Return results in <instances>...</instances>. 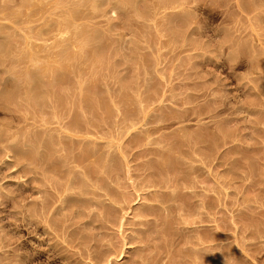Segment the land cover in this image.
I'll return each mask as SVG.
<instances>
[{
    "label": "rangeland",
    "instance_id": "obj_1",
    "mask_svg": "<svg viewBox=\"0 0 264 264\" xmlns=\"http://www.w3.org/2000/svg\"><path fill=\"white\" fill-rule=\"evenodd\" d=\"M28 1L0 0V264H264V0ZM50 23L72 46L49 48ZM59 54L77 55L75 71ZM62 63L52 89L62 84L76 103L68 113L23 81L49 65L48 84ZM160 161L179 163V178L167 174L182 181L152 187L167 175L156 176ZM67 182L69 200H59L53 187Z\"/></svg>",
    "mask_w": 264,
    "mask_h": 264
},
{
    "label": "bare ground",
    "instance_id": "obj_2",
    "mask_svg": "<svg viewBox=\"0 0 264 264\" xmlns=\"http://www.w3.org/2000/svg\"><path fill=\"white\" fill-rule=\"evenodd\" d=\"M27 1H28V0H27ZM29 1H30V0H29ZM29 1H28V2H29ZM44 1H46V0H44ZM50 1H51V0H50ZM56 1H57V0H56ZM118 1H119V6H120V5H121L120 2H121L122 0H118ZM127 1H128V0H127ZM135 1H136V0H135ZM158 1H159V0H158ZM158 1H157V2H158ZM163 1H164V0H163ZM167 1H168V0H167ZM23 2H25V1H23ZM35 2L37 3L38 1H35ZM48 2H49V1H48ZM58 2H59V1H58ZM85 2H86V1H85ZM116 2H117V0H116ZM116 2H114V3L116 4ZM129 2H130V1H129ZM132 2H133V1H132ZM151 2H152V1H151ZM20 3H21V2H20ZM30 3H31V2H30ZM125 3H126V1H125ZM125 3H124V4H125ZM140 3H141V2H140ZM158 3H159V2H158ZM160 3H161V2H160ZM170 3H171V1H170ZM31 4H34V6H35V3H31ZM40 4H42V2L39 1V5H40ZM78 4H79V3H78ZM91 4H92V3H91ZM94 4H95V6H96V4H97V8H99V7H98V6H100V3H99V2L96 1ZM151 4H152V3H151ZM181 4H182V3H181ZM23 5H25V4H23ZM44 5H45V4H44ZM44 5H43V6H44ZM48 5H50V4H48ZM54 5H55V4H54ZM54 5H53V6H54ZM73 5H74V4H73ZM169 5H170V4H169ZM14 6H15V5H14ZM16 6H18V5H16ZM29 6H30V5H29ZM34 6L32 5V7H33L32 10L34 9ZM45 6H46V5H45ZM55 6H56V5H55ZM76 6H78V5H76ZM80 6H81V5H80ZM80 6H78V8H79ZM122 6H123V1H122ZM187 6H189V5H187ZM190 6H191V5H190ZM7 7H8V6H7ZM25 7H26V6H25ZM35 7H36V6H35ZM49 7H50V6H49ZM56 7H57V6H56ZM60 7H61V6H60ZM88 7H89V6H88ZM107 7H108V6H107ZM133 7H135V6H133ZM10 8L12 9L13 7H10ZM20 8H21V6H20ZM54 8H55V7H54ZM81 8H83V7H81ZM89 8H90V7H89ZM93 8H94V7H93ZM174 8H175V7H174ZM241 8H242V7H241ZM27 9H28V8H27ZM35 9H36V11H37V10L40 11L39 8H38V9L35 8ZM35 9H34V10H35ZM58 9H59V8H58ZM63 9H64V8H63ZM71 9H72V8H71ZM84 9H86V8H84ZM95 9H96V7H95ZM100 9H101V8H100ZM130 9H131V8H130ZM188 9H189V8H188ZM20 10H21V9H20ZM28 10H29V9H28ZM32 10L30 9V12L27 11L28 13H30V15H27V16H29V17L31 16V17H32V14H31ZM34 10H33V13L35 14ZM73 10H74V9H73ZM78 10H79V9H78ZM80 10H81V9H80ZM105 10H106V9H105ZM68 11H69L68 13H70L72 10H71V11L68 10ZM137 11H138V9H137ZM139 11H140V10H139ZM41 12H42V11H41ZM72 12H73V11H72ZM76 12H77V11H76ZM76 12L74 11L75 14H76ZM78 12H79V11H78ZM80 12H81V11H80ZM80 12H79V13H80ZM83 12H85V11H83ZM182 12H183V11H182ZM28 13H27V14H28ZM37 13H38V12H37ZM39 13H40V12H39ZM49 13H51V12H49ZM63 13H64V12H63ZM79 13H78V14H79ZM144 13H145V12H144ZM43 14H45V13H43ZM64 14H65V13H64ZM64 14H63V16H64ZM66 14H67V13H66ZM66 14H65V16L68 15V16H67L68 19L75 17V16L71 17V15H70L71 13H70V14H67V15H66ZM72 14H73V13H72ZM156 14H157V13H156ZM175 14H176V13H175ZM35 15H36V14H35ZM35 15H33V16H35ZM38 15H39V14H38ZM47 15H49V14H47ZM55 15H56V14H55ZM79 15H80V14H79ZM79 15H78V18H79ZM81 15H82V14H81ZM85 16H86V15H85ZM181 16H182V15H181ZM20 17H21V16H20ZM23 17H24V16H23ZM50 17H51V16H50ZM53 17H54V16H53ZM58 17L60 18L61 16H58ZM82 17H83V15H82ZM82 17H81V18H82ZM35 18H36V17H35ZM59 18H57V19H59ZM78 18H76V19L74 18L75 21H76ZM83 18H84V17H83ZM99 18H100V17H99ZM37 19H38V18H37ZM39 19H40V18H39ZM48 19H49V18H48ZM52 19H53V20H56L55 18H52ZM64 19H67V18H66V17H63L62 21H65ZM74 19H73V20H74ZM30 20H31V19H30ZM41 20H42V19H41ZM45 20H46V19H45ZM50 20H51V19H50ZM50 20H46V21H50ZM70 20H71V19H70ZM174 20H175V19H174ZM181 20H182V19H181ZM31 21H32V20H31ZM31 21H30V23H32ZM56 21H58V20H56ZM60 21H61V20H59L58 22H60ZM62 21H61V22H62ZM94 21H95V20H94ZM51 22H52V21H51ZM54 22H55V21H54ZM61 22H60V24H61ZM70 22H71V21H69V23H70ZM26 23H27V22H26ZM37 23H38V22H37ZM44 23H45V22H44ZM46 23H47V22H46ZM52 23H53V22H52ZM65 23H66V21H65ZM65 23L63 22V24H65ZM69 23H68V24H69ZM72 23H73V21H72ZM107 23H108V22H107ZM15 25H16V23H15ZM47 25H48V24H46V26H45V25H44V26L42 25V27H44V31H45V32H46V30H45L46 28H45V27L48 28ZM51 25L53 26V24L50 23L49 26L51 27ZM71 25H72V24H71ZM54 26H55V25H54ZM54 26H53V27H54ZM62 26L64 27L65 25H62ZM1 27H2V26H1ZM28 27H29V25H28ZM42 27H41V28H42ZM50 27H49V28H50ZM57 27H58V26H57ZM57 27H56V26L54 27L56 30L53 28L54 31H57ZM65 27H67V26H65ZM65 27H64V28H65ZM68 27L71 28L72 26H71V27L68 26ZM76 27H77V25H76ZM76 27H75V28L72 27L73 30H74V29L76 30ZM49 28H48L47 30H49ZM69 28H68V31L71 32V30H70ZM78 28H80V27H78ZM82 28H83V27H82ZM85 28H86V27H85ZM171 28H172V27H171ZM30 29H31V28H30ZM36 29H37V28H36ZM53 29H52V30H53ZM58 29H59V28H58ZM61 29H63V28H60V30H61ZM32 30H33V29H32ZM52 30H51V31H52ZM60 30H58L57 32H51V31H48L47 34L44 32V34L47 35V36H45V37H46L45 40H46V41H49V40L51 41V40H52L49 44L46 42V43L49 45V48H51L52 51H54L55 48L53 49V47H51L50 44H51V45L59 44V46L61 47L64 43L67 42V40L64 39L63 33H61V32L59 33ZM87 30L90 31V29H87ZM29 31H30V30H29ZM84 31H86V30L84 29ZM91 31H94V30L92 29ZM62 32H64V31H62ZM74 32H75V31H74ZM94 32H95V31H94ZM176 32H177V31H176ZM71 33H73V32H71ZM75 33H76V32H75ZM79 33H82V32L79 31ZM79 33H78V34H79ZM38 34H39V33H38ZM64 34H65V32H64ZM73 34H74V33H73ZM73 34H71V36H73ZM86 34H87V31H86ZM88 34H90V36H94V34H91V33H88ZM172 34H173V33H172ZM185 34H186V33H185ZM40 36H41V34H40ZM75 36L77 37V34H75ZM80 36H81V34H80ZM80 36H79V37H80ZM173 36H174V34H173ZM176 36H177V34H175V37H176ZM27 37H28V36H27ZM65 37H68V36H65ZM76 37L73 36L74 39H75ZM98 37H99V36H98ZM86 38H87V40H89L88 36L84 37V38H83V41H84L83 44H86V43H87V42H85V41H86V40H85ZM93 38H94V37H93ZM102 38H103V37H102ZM35 39H36V38H35ZM68 39H70V38L68 37ZM77 39H79V38L77 37L75 40H72V39H71V40L73 41V43H74V41L76 42L77 45L74 44L76 47H77V46L80 47L81 45H78V44H79V43H78L79 40L77 41ZM98 39H99V38H98ZM71 40H69V41H71ZM65 41H66V42H65ZM81 41H82V39H81ZM88 42L91 43L90 40H89ZM38 43H40L39 40H38L37 43H36V44H37V45H36L37 47H38V45H39ZM61 43H62V45H60ZM44 44H45V43H44ZM44 44H43V45H44ZM47 44H45V47L48 46ZM66 44L71 45L72 42H71V44H70L69 42H67ZM66 44H64V45H66ZM100 44H101V43H100ZM64 45H63V47H64ZM89 45H90V44H89ZM55 46H57V45H55ZM55 46H54V47H55ZM59 46H58V47H59ZM71 46H72V45H71ZM84 46H85V45H84ZM58 47H56V48H58ZM85 47H88V45L85 46ZM34 48H36V47H34ZM47 48H48V47H47ZM68 48H69V47H68ZM71 48H73V47H71ZM71 48H70V49H71ZM80 48H81V47H80ZM89 48H91V47H89ZM93 48H94V47H93ZM30 49H31V48H30ZM43 49H44V48H43ZM43 49H42V50H43ZM62 49H63V48H62ZM65 49H67V48H65ZM70 49H69V50H70ZM86 49H88V48H86ZM96 49H98V48L96 47ZM49 50H50V49H49ZM51 50H50V51H51ZM56 50H57V49H56ZM63 50H64V49H63ZM63 50H60V51H63ZM67 50H68V49H67ZM67 50H66L65 52H68V53H69V51H67ZM71 50H72V49H71ZM80 50H81V49H79V51H80ZM28 51H29V50H28ZM46 51H47V49H46L45 51L43 50V53H45ZM58 51H59V50H58ZM58 51H57V53H58ZM79 51H77L79 54L82 53V52H79ZM81 51H82V50H81ZM87 51H90V49L87 50ZM95 51H96V50H95ZM29 52H31V51H29ZM32 52H33V51H32ZM72 52H73V50H72L70 53H72ZM91 52H92V50H91ZM99 52H100V51H99ZM14 53H15V52H14ZM33 53H34V52H33ZM51 53H53V52H51ZM57 53H56V51H55V54H57ZM59 53H60V52H59ZM62 53H63V52H62ZM73 53H74V52H73ZM75 53H76V52H75ZM78 53H76V54L78 55ZM97 53H98V52H97ZM97 53H96V55H98ZM30 54H31V53H30ZM30 54H29V55H30ZM37 54H38V52H37ZM76 54H75V55H76ZM84 54L87 55L88 53L85 52ZM84 54H83V55H84ZM92 54H94V52H93ZM16 55H18V54H16ZM29 55H28V56H29ZM33 55H34V54H33ZM33 55H32V56H33ZM57 55H58V54H57ZM71 55H72V54H71ZM77 55H76V56H77ZM83 55H80V56H83ZM21 56H22V55H21ZM39 56H40V55H39ZM42 56H44V55L42 54ZM42 56H40V58H41ZM45 56H46V55H45ZM45 56H44V59L47 58V57H45ZM51 56H52V55H51ZM64 56H65V55H64ZM64 56H62L63 59H64L66 62H67V60H68V66H65V67H67V68L70 67V69H71V68L73 69V68H74V65H75L74 63H77V62H74V63H73L72 61L77 59V58H75L76 56L74 57V54H73V56H72L73 59H72V58H70V59H69V58L66 59L67 57L65 56V58H64ZM78 56H79V55H78ZM80 56H79V57H80ZM84 56H85V55H84ZM89 56H90V55H88V59H89ZM91 56H92V55H91ZM34 57H35V56H34ZM55 57H56V58L59 57V58H58L59 60H61V58H62V57L60 56V54H59V56H55ZM55 57H54V58H55ZM92 57H94V56H92ZM95 57H96V56H95ZM97 57H98V56H97ZM16 58H17V57H16ZM18 58H19V57H18ZM20 58H21V57H20ZM40 58H38V59H36V60H38V62H39V61H42V62H43L44 60H42V58H41V59H40ZM52 58H53V57H52ZM56 58H55V60H56V62H57V59H56ZM63 59H62V60H63ZM92 59H93V58H92ZM48 60H49V59H48ZM55 60H54V61H55ZM69 60H70V62H72L74 65H73L72 63L70 64V63H69ZM71 60H72V61H71ZM78 60L80 61L79 58H78ZM81 60H82V57H81ZM89 60H91V58H90ZM30 61H31V59H30ZM54 61H53V63H54ZM96 61H97V60H96ZM44 62H45V61H44ZM44 62L42 63L43 66H44ZM97 62H98V61H97ZM23 63H24V62H23ZM34 63H36V62H34ZM45 63H46V62H45ZM60 63H61V62H59V61L57 62V64H60ZM63 63H64V61H63ZM63 63H62V65H57V64H55V65L58 66V67H56V69L58 70V71H57V75H56L55 77L53 76L52 78H53L54 80H53V79H50V80H49L50 82H49L48 84H47V83L45 84L44 79H45V77H46V79H47L48 77L51 78V74H50V73H49V74L46 73L47 71L51 70V69H49V65H48V66L45 65V68H44L43 70H40V71H36V70H35V71H27V73L25 74L26 76L24 75L25 78L23 79V81H24L25 85L29 86V88L31 89V91H30V96H31V97L34 98V97H36V96L38 97V96H40V95H45V93H48V94L50 95V97L47 96V97H48V100L51 99L50 102L53 101V102H52V103H53V105H52L53 107H52V108H59V107H61V108L64 110L65 107H68V108H65V109H68V110H67V113H68V111H70V110H69L70 107L73 106V105H75L76 103H75L74 101L72 102V99H71V102H69L68 100H69L70 98L67 100V98H68V94H67L66 92L63 91V90H65L66 88H64L63 90L61 89V88H62V84L60 85L61 88H60L59 90H58V89H55L56 91L53 90V89L55 88L54 86L56 85V83H59V81H60V80L64 77V75L66 74V72L62 71V70H63V67H60V68H62V70H60V68H59V66H64ZM93 63H94V62H93ZM30 64H31V62H30ZM94 64H95V63H94ZM100 64H101V63H99V65H100ZM38 65H39V64H38ZM40 65H41V62H40ZM70 65H73V66H70ZM77 65H78V64H77ZM82 65H83V63L81 64V66H82ZM38 67H39V66H38ZM75 68H77V66H76ZM75 68H74V71H75ZM80 68H81V67H80ZM39 69H41V68H39ZM64 69H65V68H64ZM68 70H69V69H68ZM80 70H81V69H80ZM80 70L77 69V70H76L77 73H79L78 71H80ZM70 71H71V70H70ZM81 71H82V70H81ZM49 72H51V71H49ZM51 73H53V71H52ZM67 73H68V72H67ZM69 73H70V74H73L72 72H69ZM16 74H17V73H16ZM47 74H48V75H47ZM70 74H69V76H70ZM80 74H82V73L80 72ZM22 75H23V74H22ZM49 75H50V76H49ZM53 75H54V73H53ZM67 75H68V74H67ZM67 75H66V78H67ZM78 75H79V74H78ZM24 76H23V77H24ZM47 76H48V77H47ZM69 76H68V78H70ZM73 76H74V74H73ZM80 76H82V75H79V77H80ZM83 76H84V75H83ZM20 77H21V76H20ZM75 78H76V77H74V79H75ZM80 78H82V77H80ZM89 78H90V77H89ZM78 79H79V78H78ZM83 79H85V78H83ZM92 79H93V78H92ZM52 80H53V81H52ZM63 80H64V79H63ZM66 80L68 81V79H66ZM70 80H73V78H72V79L70 78ZM51 81H52V82H51ZM75 81H76V80H75ZM78 81H80V79H79ZM78 81H77V83L74 82V81H72V84H73V82H74V85H75V86H77L76 84H79L78 86H79V88H80V87H81L80 84H81L84 80H83L82 82H78ZM69 82H70V84H71V81H68V84H69ZM68 84H67V85H68ZM70 84H69V85H70ZM82 84H83V83H82ZM58 85H59V84H58ZM60 86H59V87H60ZM65 86H66V85H65ZM71 86H73V85H71ZM71 86H69V87H71ZM78 86H77V87H78ZM53 87H54V88H53ZM82 87H83V86H82ZM82 87H81V88H82ZM89 87H90V86H89ZM52 88H53V89H52ZM72 88H73V87H72ZM79 88H77V89L79 90ZM122 88H123V87H122ZM126 88H127V87H126ZM68 89H69V88H68ZM74 89H75V87H74ZM77 89H76V90H77ZM85 89H86V88H85ZM85 89H84V90H85ZM87 89H88V88H87ZM82 90H83V88H82ZM91 90H92V89H91ZM93 90H94V89H93ZM93 90H92V92H93ZM68 91H69V90H68ZM74 91H75V90H74ZM80 91H81V89H80ZM80 91H79V92H80ZM85 91H86V93H85ZM85 91H84V92H81V94L83 93V94H86V95H87V94H88V93H87V90H85ZM94 91H95V90H94ZM70 92H73V90L70 89ZM16 93H17V92H16ZM68 93H69V92H68ZM90 93H91V92H90ZM93 93H94V92H93ZM48 94H47V95H48ZM71 94H72V96H73V95H75V92L70 93L69 97L71 96ZM76 94H78V93L76 92ZM79 94H80V93H79ZM28 95H29V94H28ZM28 95H27V96H28ZM72 96H71V97H72ZM75 96H77V95H75ZM78 96H80V95H78ZM81 96H82V95H81ZM92 96H93V95H92ZM92 96H91L90 94H88V97H89V98H87L88 101H92L93 99L95 100V98H97V94H96V97L94 96L95 98L92 97ZM24 97H26V96H24ZM37 97H36V98H37ZM40 97H41V96H40ZM73 97H74V96H73ZM36 98H35V99H36ZM74 98H75V97H74ZM76 98H77V97H76ZM78 98H79V97H78ZM41 99H42V98H41ZM85 99H86V98H85ZM91 99H92V100H91ZM11 100H12V99H11L10 94H7L6 101H11ZM28 100H29V99H28ZM33 100H34V99H33ZM81 100H82V99H81ZM81 100H79V102H80ZM96 100H98V98H97ZM96 100H95V101H96ZM75 101H76V99H75ZM84 101H85V100H84ZM86 101H87V100H86ZM12 102H13V100H12ZM79 102H78V104H79ZM7 103H8V102H7ZM7 103H6V104H7ZM81 103H82V102H81ZM142 103H143V102H142ZM8 104H9V103H8ZM27 104H28V103H27ZM78 104H77L76 106H78ZM86 104H87V103H86ZM95 104H96V103H95ZM95 104H94V103H91L90 106H89V105H88V106L91 107L92 110L94 111ZM97 104H98V103H97ZM15 105H16V104H15ZM41 105H42V104H41L40 102H37L36 100H35V102H32V106L35 107L37 110H38V109L40 110V109L42 108ZM80 105H81V104H80ZM80 105H79V106H80ZM5 106H7V105H5ZM49 106H51V105L49 104ZM58 106H59V107H58ZM79 106H78V107H79ZM83 106H84V105H83ZM86 106H87V105H86ZM96 106H97V105H96ZM8 107H9V106H8ZM43 107H44V106H43ZM74 107H75V106H74ZM97 107H99V106H97ZM49 108H50V107H49ZM80 108L82 109V111L84 110V109L82 108V106H80ZM80 108H79V109H80ZM91 108H90V110H91ZM31 109H32V108H31ZM33 109H34V108H33ZM44 109H45V108H44ZM76 109H78V108H76ZM79 109H78V110H75V111L77 112V111H79ZM81 109H80V110H81ZM46 110H47V109H46ZM53 110H56V109H53ZM28 111H29V110H28ZM85 111H86V109H85ZM85 111H84V112H85ZM98 111H99V110H97V112H98ZM41 112H42V110H41ZM56 112H57V111H56ZM58 112H61V111H58ZM76 112H75V113H76ZM79 112H80V111H79ZM62 113H63V112H62ZM71 113H74V111L72 112V110H71ZM77 113H78V112H77ZM80 113L82 114V112H80ZM91 113H92V111H91ZM41 114H42V113H41ZM69 114H70V112H69ZM69 114H68V115H69ZM92 114H94V113H92ZM59 115H60V114H59ZM68 115H67V116H68ZM79 115H80V114H79ZM83 115H84V117H86V116H85L86 114H83ZM83 115H82V116H83ZM94 115H96V114H94ZM67 116H66V118H67ZM92 116H93V115H92ZM97 116H98V115H97ZM34 117H35V114H34ZM89 117H90V116H89ZM135 117H136V116H135ZM81 118H82V117H81ZM93 118H94V117H93ZM163 118H164V117H163ZM34 119H35V118H34ZM83 119H84V118H83ZM84 120H85V119H84ZM155 120H156V119H155ZM155 120H154V121H155ZM71 121H72V120H71ZM79 121H81V120H79V117H78V116H75L74 119H73V121H72V125L75 124V123L78 124ZM86 121H87V120H85V121H83V122L85 123ZM92 121H93V120H92ZM89 122H90V121H89ZM89 122H88V123H89ZM94 122H95V121H94ZM80 123H81V122H80ZM88 123H87V124H88ZM118 123H119V122H118ZM87 124H86V126L89 125V124H88V125H87ZM72 125H71V127H72ZM83 125H84V124H83ZM98 125H99V124H98ZM68 126H69V125H68ZM77 126H78V125H77ZM119 126H120V125H119ZM124 126H125V125H124ZM94 127H95V126H94ZM94 130H95V129H94ZM122 130H123V129H122ZM50 131H51V130H50ZM132 131H133V130H132ZM34 132H35V131H34ZM40 132H41V131H40ZM123 132H124V131H123ZM225 132H226V131H225ZM44 133H45V131H44ZM56 133H57V132H56ZM74 133L76 134V132H74ZM77 133H78V132H77ZM79 133H80V132H79ZM138 133H139V132H138ZM29 134H30V133H29ZM33 134H34V133H33ZM71 134H73V133H71ZM75 134H74V137H75ZM34 135H35V134H34ZM193 135H194V134H193ZM193 135H192V136H193ZM36 136H37V135H36ZM71 136H72V135H71ZM71 136H70V138H71ZM134 136H135V135H134ZM32 137H34V136L32 135ZM51 137H53V139L55 138V136H51ZM58 137H60V136H58ZM61 137H62V136H61ZM74 137L72 136V138H74ZM137 137H138V136H137ZM137 137H136V138H137ZM180 137H181V136H180ZM34 138H36V137H34ZM76 138H77V137H76ZM140 138H141V137H140ZM187 138H188V137H187ZM187 138H186V139H187ZM189 138H190V137H189ZM212 138H213V137H212ZM55 139H57V138H55ZM181 139H182V138H181ZM190 139H191V138H190ZM59 140H60V139H59ZM71 140H72V139H71ZM74 140H77V139H74ZM83 140H84V139H83ZM90 140H91V139H90ZM92 140H93V139H92ZM137 140H138V139H137ZM137 140H136V141H137ZM167 140H168V139H167ZM191 140H192V139H191ZM49 141H50V140H49ZM78 141H79V140H78ZM78 141H77V142H78ZM140 141H141V140H140ZM185 141H186V140H185ZM185 141H184V143H185ZM46 142H47V140H46ZM51 142H52V141H51ZM53 142H54V141H53ZM72 142H74V141H71V143H72ZM75 142H76V141H75ZM93 142H94V141H93ZM137 142H138V141H137ZM187 142H188V141H186V143H187ZM46 144H47V143H46ZM46 144H45V145H46ZM48 144H49V143H48ZM73 144H74V143H73ZM73 144H72V145H73ZM120 144H121V143H120ZM179 144H180V143H179ZM179 144H178L177 146H179ZM190 144H191V142H190ZM192 144H193V143H192ZM49 145H50V144H49ZM88 145H89V144H88ZM174 145H175V143H174ZM181 145H183V144H181ZM181 145H180V146H181ZM17 146H18V145H17ZM35 146H36V145H35ZM37 146H38V145H37ZM70 146H71V145H70ZM70 146H69V147H70ZM95 146H96V145H95ZM172 146H173V145H172ZM187 146H189V145H187ZM48 147H49V146H48ZM72 147H74V146H72ZM78 147H79V146H78ZM133 147H134V146H133ZM137 147H138V146H137ZM175 147H176V146H175ZM183 147H184V146H183ZM183 147L181 146V148H183ZM89 148H90V147H89ZM184 148H185V147H184ZM18 149H19V148H18ZM36 149H39V148H35V150H36ZM166 149H167V148H166ZM51 150H52V149H51ZM51 150H50V151H51ZM70 150H72V149H70ZM89 150H90V149H89ZM95 150H96V149H95ZM143 150H144V149H143ZM23 151H24V150H23ZM32 151L34 152V149H33ZM32 151H31V152H32ZM36 151H37V150H36ZM42 151H43V150H42ZM164 151H165V150H164ZM170 151H171V150H170ZM172 151H173V150H172ZM27 152H28V151H27ZM52 152H53V151H52ZM65 152H67V151L65 150ZM151 152H152V151H151ZM160 152H161V151H160ZM34 153H35V152H34ZM54 153H55V152H54ZM54 153H53V154H54ZM68 153H69V152H68ZM74 153H75V152H74ZM78 153H79V152H78ZM84 153H85V152H84ZM86 153H87V152H86ZM95 153H96V152H95ZM167 153L169 154V152H167ZM170 153H172V152H170ZM22 154H23V153H22ZM25 154L27 155L28 153H25ZM31 154H32V153H31ZM31 154H29V155L32 157ZM37 154H38V153H37ZM47 154H48V153H47ZM58 154H59V153H58ZM65 154H66V153H65ZM65 154H63V155H65ZM81 154H83V153H81ZM153 154H154V153H153ZM29 155H28V156H29ZM34 155H35V154H34ZM40 155H41V153H40ZM63 155H61V156H63ZM66 155H67V154H66ZM72 155H73V154H72ZM77 155H79V154H77ZM83 155H85V154H83ZM83 155L78 156V158H79V157H82ZM86 155H87V154H86ZM163 155H164V154H163ZM166 155H167V154H166ZM169 155H172V154H169ZM37 156H38V155H37ZM45 156H46V155H45ZM47 156H48V155H47ZM47 156H46V157H47ZM59 156H60V155H59ZM73 156L76 157L75 154H74ZM73 156H72V158H73ZM87 156H88V155H87ZM96 156H97V155H96ZM142 156H143V155H142ZM25 157H26V159H27V156H25ZM25 157H23V158H25ZM57 157H58V156H57ZM67 157H68V156H67ZM89 157H90V156H89ZM166 157H167V156H166ZM34 158H35V157H34ZM51 158H52V157H51ZM54 158H55V157H54ZM54 158H52V160H53ZM60 158H61V157H60ZM63 158L65 159L66 157H63ZM72 158H71V159H72ZM76 158H77V157H76ZM87 158H88V157H87ZM94 158H95V157H94ZM169 158H170V157H168V159H169ZM173 158H174V157H173ZM43 159H44V158H43ZM57 159H58V158H57ZM68 159L70 160V157H69ZM79 159H81V158H79ZM82 159H84V158H82ZM82 159H81V161H82ZM114 159H115V158H114ZM163 159H164V158H163ZM29 160H30V159H29ZM32 160H33V159H32ZM32 160H31V161H32ZM65 160H67V158H66ZM72 160H74V159H72ZM77 160H78V159H77ZM77 160H75V161H77ZM85 160H86V159H85ZM91 160H92V159H91ZM150 160H151V159H150ZM25 161H26V160H25ZM45 161H46V160H45ZM45 161L43 160L44 163H45ZM55 161H56V159H55ZM75 161H73V162H75ZM154 161H155V160H154ZM161 161H162V160H161ZM161 161H160V163L157 162L158 164H160L158 168H157L156 166H154V165H153V166H154V168L156 167L157 170L159 169V170H158L159 174H157L156 176L159 177V178H161L160 174H162V178H164V177H163L164 174H167V173H170V174H171V173L173 172V167H172L173 164L171 163L172 165L169 166V165H165V162H166V161H165V162H162V163H161ZM169 161H170V159H169ZM169 161H168V162H169ZM174 161H175V160H174ZM177 161H179V160H177ZM26 162H27V161H26ZM47 162H48V161H47ZM50 162H51V161H50ZM50 162L47 163V164L50 165ZM56 162H57V161H56ZM66 162H67V161H66ZM70 162H71V161H70ZM70 162H69V163H70ZM170 162H171V161H170ZM29 163H30V162H29ZM34 163H35L36 165L39 164L37 167H36V165L34 164V165H35L34 168L36 167L35 169H37V170L40 169V170H42V171H46V170H47V168L44 167L45 165H42V166L40 165V164H41V163H40V158H37V159L35 160ZM60 163H62V161H60ZM60 163H59V164H60ZM67 163H68V162H67ZM154 163H155V162H154ZM154 163H153V164H154ZM166 163H167V162H166ZM180 163H181V162H180ZM169 164H170V163H169ZM178 164H179V163H177V165H175V164H174V165H175V166H179L180 164H179V165H178ZM51 165H52V164H51ZM51 165H50V167H51ZM56 165H57V164H56ZM60 165H61V164H60ZM110 165H111V164H110ZM151 165H152V164H151ZM155 165H156V164H155ZM174 165H173V166H174ZM64 166H65V165H64ZM112 166H113V165H112ZM112 166H111V167H112ZM128 166H129V165H128ZM32 167H33V166H32ZM56 167H57V166H56ZM62 167H63V166H62ZM66 167H67V166H66ZM111 167H110V168H111ZM151 167H152V166H151ZM57 168H58V167H57ZM59 168H60V167H59ZM59 168H58V169H59ZM112 168H113V167H112ZM118 168H119V167H118ZM175 168H176V167H174V169H175ZM178 168H179V167H178ZM180 168H181V167H180ZM180 168H179V169H180ZM182 168H183V167H182ZM182 168H181V169H182ZM32 169H33V168H32ZM51 169H52V168H51ZM68 169H69V168H68ZM106 169H108V167H107ZM106 169H105V170H106ZM114 169H115V168H114ZM183 169H184V168H183ZM183 169H182V170H183ZM118 170H119V169H118ZM148 170H149V169H148ZM177 170H178V169H177ZM182 170H180V171L182 172ZM33 171H34V169H33ZM42 171H41V174H43ZM51 171H53V170H51ZM54 171H55V170H54ZM59 171H61V169H59ZM67 171H68V170H67ZM102 171H103V170H102ZM153 171H154V173H155V169H154ZM34 172H36V171H34ZM69 172H70V171H69ZM92 172H93V170H92ZM99 172H101V171H99ZM158 172H157V173H158ZM55 173H56V172H55ZM58 173H59V172H58ZM70 173H71V172H70ZM70 173H69V174H70ZM88 173H89V172H88ZM96 173H97V172H96ZM151 173L153 174V172H151ZM177 173H178V172L176 171V175H175L174 172H173V175H175L176 178H177V176H178ZM183 173H184V172H183ZM183 173H182V174H183ZM37 174H39V173H37ZM37 174H35V175H37ZM41 174H40V175H41ZM56 174H57V173H56ZM60 174H61V172H60ZM65 174H66V173H65ZM84 174H85V173H84ZM117 174H118V173H117ZM117 174H116V175H117ZM116 175H115V176H116ZM149 175H151L150 172H149ZM180 175H181V174H180ZM151 176H152V175H151ZM154 176H155V174H154ZM164 176H165V175H164ZM166 176H167V178H166ZM166 176H165V178H164L165 180H164V179H162V180H158V179H156V178H155V179L152 178V179H153V182L151 181V184H153L152 187H153V186H157V187H159L160 184H162V183H166V184H168L170 181L173 182L172 180H175L176 182H177V180H178V181L180 180V179H176L175 176H174V178H173V176L170 177V178H168V176H171V175H168V174H167ZM42 177H43V176H42ZM57 177H58V176H57ZM61 177H62V176H61ZM149 177H150V176H149ZM37 178H39V177H37ZM62 178H63V177H62ZM178 178H179V176H178ZM180 178L182 179L183 177H180ZM187 178H188V177H187ZM35 179H36V178H35ZM40 179H41V178H40ZM67 179H68V178H67ZM81 179H83V178H81ZM150 179H151V178H150ZM152 179H151V180H152ZM42 180H43V179H42ZM68 180H69V179H68ZM75 180H76V179H75ZM142 180H143V179H142ZM185 180H186V179H185ZM37 181H38V179L36 180V182H37ZM71 181H72V180H71ZM85 181H86V180H85ZM87 181H88V180H87ZM117 181H118V180H117ZM175 181H174V182H175ZM180 181H182V180H180ZM183 181H184V180H183ZM41 182H42V181H41ZM57 182H58V180H57ZM74 182H75V181H74ZM148 182L150 183L149 178H148V181H147L146 185L148 184ZM187 182H188V181H187ZM38 183H39V181H38ZM55 183H56V182H55ZM70 183H71V182H70ZM83 183H84V182H83ZM88 183H89V181H88ZM142 183H143V182H142ZM58 184H59V183H58ZM85 184H86V183H85ZM85 184H84V185H85ZM103 184H105V183H103ZM154 184H156V185H154ZM166 184H164V185H166ZM173 184H174V183H173ZM56 185H57V184H56ZM56 185H54L55 187H53V188H55V190H56V187H57V190H56V191H58V193H57V192H56V193H57L58 195H56V197H58L59 200H66V201L69 200L68 197H67L68 195L65 197V195H66L65 193H66V191L69 189V184H68V182H67L66 185H65V184H62V183L60 184V186H61V185H65V187H58V185H57V186H56ZM71 185H73V184H71ZM79 185H80V183H79ZM81 185H82V183H81ZM84 185H83V188L85 187ZM87 185H88V184H87ZM95 185H97V184H95ZM133 185H134V184H133ZM143 185H144V184H143ZM162 185H163V184H162ZM162 185H161V186H162ZM170 185H171V184H170ZM175 185H176V184H175ZM74 186H76V185L74 184ZM161 186H160V187H161ZM70 187H71V186H70ZM104 187H105V186H104ZM149 187H151V185H150ZM162 187H163V186H162ZM105 188H106V187H105ZM146 188H147V187H146ZM85 189H86V188H85ZM107 189H108V188H107ZM110 189H111V188H110ZM147 189H149V188H147ZM152 189H153V188H152ZM159 189H160V188H159ZM70 190H72V189H70ZM70 190H69V192H70ZM149 190H150V189H149ZM171 190H172V189H171ZM171 190H170V191H171ZM81 191H82V190H81ZM85 191H86V190H85ZM110 191L112 192V190H110ZM104 192H105V191H104ZM108 192H109V191H108ZM152 192H153V191H152ZM156 192H157V191H154L153 193L156 194ZM153 193H152V195L155 197V195H154ZM160 193H161V192H160ZM160 193H159V194H160ZM107 194H110V193H107ZM111 194H112V193H111ZM113 194H114V193H113ZM164 194H165L166 198L171 197L170 194H169V195H168L167 193H164ZM50 195H51V194H50ZM114 195H115V194H114ZM114 195H111V196H113V199H115V198H114ZM162 195H163V194H162ZM167 195H168V197H167ZM70 196H71V195H70ZM121 196H122V195H121ZM141 196H142V195H141ZM72 197H73V196H72ZM72 197H71V198H72ZM116 197H117V196H116ZM142 197H143V196H142ZM48 199H49V198H47V200H48ZM55 199H56V198H55ZM47 200H46V202L43 203V206H42V207H44V208L48 207L49 203H47V202H50V199H49V201H47ZM74 200H76V198L73 197L72 201H74ZM167 200H168V199H167ZM175 200H176V199H175ZM59 202H60V201H59ZM171 202H172V201H171ZM51 203H52V202H51ZM160 203H162L161 200H160ZM160 203H159V204H160ZM72 204H73V203H72ZM50 205H51V204H50ZM51 206H52V205H51ZM147 206H148V205H147ZM154 206H155V204H154ZM42 207H41V209H42ZM152 207H153V206H152ZM44 208H43V209H44ZM145 209H146V208H145ZM50 210H51V209H50ZM49 212H50V211H48V213H49ZM115 214H116V213H115ZM107 216H108V215H107ZM110 218H111V217H110ZM110 220H111V219H110ZM112 220H113V219H112ZM164 221H165V220H164ZM164 221H163V222H164ZM55 223H56V222H55ZM121 226H122V225H121ZM116 251H117V250H116ZM116 251H115V253H116ZM122 251H123V250H122ZM122 251H121V253H120V257H119L118 260H120V259H122V258H125V257L123 256V252H122ZM105 252H106V251H105ZM107 252H108V251H107ZM107 252H106L105 254H104V253H103V254L106 256V255H107ZM110 252H111V251H110ZM113 253H114V252H113ZM108 254H109V253H108ZM192 254H194V253H192ZM104 255H103V256H104ZM121 255H122V256H121ZM124 255H126V254H124ZM194 256H195V255H194ZM100 257H101V256H100ZM106 257H109V256H106ZM106 257H105V258H106ZM198 257H199V256H198ZM102 259H104V257H103Z\"/></svg>",
    "mask_w": 264,
    "mask_h": 264
}]
</instances>
